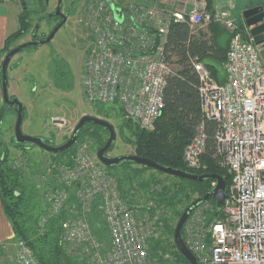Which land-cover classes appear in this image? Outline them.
Returning a JSON list of instances; mask_svg holds the SVG:
<instances>
[{
    "label": "built area",
    "instance_id": "1",
    "mask_svg": "<svg viewBox=\"0 0 264 264\" xmlns=\"http://www.w3.org/2000/svg\"><path fill=\"white\" fill-rule=\"evenodd\" d=\"M185 3L183 10L176 12L143 4L128 8L114 4L121 11V21L108 0L88 4L78 13L90 44L84 66V96L92 106L119 107L141 130L154 132L172 73L165 58L171 23H187L194 32L211 23L227 30L232 39L224 65L225 82L219 84L199 60L193 66L200 79V107L206 119L217 123L216 153L231 183L221 214L213 216L208 202L200 205L184 226L183 240L198 264H264L262 45L253 42L248 29L247 35L238 29L229 11L210 13L207 0ZM205 153L201 124L185 149L186 168L200 172ZM59 173L56 183L62 186L45 194L49 206L41 222L58 215L67 205L72 217L63 223V241L69 255L81 264H161L160 258L151 257V242L159 236L155 223L130 199L122 198L113 174L88 144L78 148L73 167L60 168ZM64 186L78 200L79 211L77 205L70 207L71 194ZM97 200L109 232L108 249L94 236L89 223ZM171 252L174 249L161 256L167 264L177 260ZM10 260L14 264H38L22 242Z\"/></svg>",
    "mask_w": 264,
    "mask_h": 264
},
{
    "label": "trees",
    "instance_id": "2",
    "mask_svg": "<svg viewBox=\"0 0 264 264\" xmlns=\"http://www.w3.org/2000/svg\"><path fill=\"white\" fill-rule=\"evenodd\" d=\"M207 3L208 11L214 13L215 1L207 0ZM33 13L31 10H23L19 18V29L7 38L5 47L0 52V80L2 79V58L12 51L10 47L14 42L22 39L31 30ZM236 25L240 31L246 28L243 22ZM231 39V34L218 23H211L206 31L199 29L196 32L187 23H171L166 35L165 58L172 67V73L167 79L164 109L157 121L156 130L143 131L128 118L120 132L123 142L135 149V155L188 173L219 175L226 181L227 190L231 180L226 169L221 167L216 153L217 123L206 119L200 107V79L193 62L199 60L212 77L219 84H223L226 80L224 65ZM28 49L32 50L34 47H28L22 52ZM54 69L55 88L65 93L72 92L75 89V77L69 65L58 60L55 62ZM96 107L99 111H103L102 106ZM6 109L10 111L9 106L3 103L0 108V135ZM11 111L15 112V109ZM25 120L26 108H24V122ZM201 124L204 125L206 136V153L202 160L204 168L200 172H193L186 168L183 155L194 138L197 127ZM125 129L128 131V136L124 133ZM78 135L77 143L69 150L60 154L49 153L52 157L49 166L52 171V176L48 177L49 186L54 190L62 186L56 183V177L60 174L59 169L73 167V160L80 144L91 140L98 152L104 147L109 137L106 129L93 123L86 124ZM66 140L69 139L66 138ZM12 141L19 150L23 151L25 165L21 163L22 166L21 164L14 166L11 163L8 145L0 136V195L4 211L13 227L15 241L24 243L38 264H81L75 256L68 254L64 246L63 223L67 218L72 217L66 209L67 205L59 211L58 215L44 223L41 222V219L46 216L49 204L44 201V197H41L33 180L36 177H45L47 170H41L40 165L32 162L27 155L29 149L25 148L28 144H17L15 137ZM45 142L55 146L53 140H45ZM113 150L114 146L110 152ZM107 170L113 174L122 198L127 201L130 199L131 203L141 210L143 216H147L151 222L155 223L154 228L159 236L151 242V257L160 258L161 264H167L161 256L174 249L171 253L177 260L172 263L189 264L176 248L174 242L176 225L173 223L174 220L178 221L181 218L194 201L210 193L215 181L198 182L177 178L132 163H123ZM120 170L122 173L118 175L117 172ZM148 172L167 176L172 179V182L165 183L161 179L151 178L152 175L149 176L151 179H147L145 176ZM63 188L71 194L69 188L65 186ZM131 192L132 195H130ZM141 192L144 194L143 202L135 203L136 194ZM208 203L212 206V215L219 216L221 213L216 208V202L210 200ZM69 205L70 207L78 206V200L72 194ZM77 210H80L79 206ZM169 213L172 217L167 216ZM89 223L94 236L108 249L110 237L99 200L96 201L89 215ZM182 236L184 238V232ZM3 251L1 250L0 255Z\"/></svg>",
    "mask_w": 264,
    "mask_h": 264
},
{
    "label": "rangeland",
    "instance_id": "3",
    "mask_svg": "<svg viewBox=\"0 0 264 264\" xmlns=\"http://www.w3.org/2000/svg\"><path fill=\"white\" fill-rule=\"evenodd\" d=\"M100 1L103 0H82L79 5L80 8L78 7V13L80 14L88 4L90 5ZM112 1L117 6L128 8L131 5L144 4L147 0ZM162 1L163 0H154L152 5L165 8L166 6L161 4ZM172 1L171 4H167L171 12H176V6L179 7L180 10H183L185 7V0ZM214 1L216 9L229 11L237 24L243 22L244 25L245 21L243 19V13L245 11L255 7L264 6V0ZM54 2L55 0H51L52 4ZM52 4L41 12L33 11L34 13L31 16V30L22 39L11 45L10 48L12 50L25 43L32 42L34 34H37L38 37L46 38L53 32V30L59 25L60 20L56 17L49 16L57 7V2L53 5ZM63 6L67 13V9L70 8L69 1L64 0ZM76 12L77 11H73V9L70 10V16L67 23L58 31L52 42L42 45L39 48L25 50L15 56V58H21L23 63L15 74L10 72L9 77L11 78L15 76L17 78L16 88L18 96L16 98L26 107V120L23 124V132L25 135L31 137H38L43 140H53L55 146H60L67 142L66 138L70 139L82 117L89 115L105 120L115 127L117 140L114 145V150L109 153L110 157L135 155V149L133 146L127 145L122 140L120 133L121 128L125 125V121L128 118L123 115L119 107L105 106L103 107V111H99L98 107L92 106L86 101L83 89V77L84 66L90 51V44L84 34V29L79 24L78 13L76 15ZM47 16L49 17L44 18ZM208 27L209 25H205L199 29L206 31ZM242 30L243 33H247V28ZM20 41H24V43H21ZM260 49L264 60V44L260 46ZM4 57L5 55L3 56L1 63L3 62ZM58 60L66 62L74 74L75 89L70 93L62 92L54 86V66L55 62ZM15 64L16 62H14L13 65L11 64L10 69L15 66ZM16 121V109L15 112H11V114H9V111L6 109L5 119L2 124L3 132L0 136L2 137V141L8 145L11 163L14 166H19L21 163L25 165L24 161L26 159L24 158L23 151L19 150L12 141L15 137ZM124 133L128 136V131L126 129L124 130ZM83 144H90V148L94 150L96 154L98 153L95 144L91 142V140L83 142L79 147ZM25 148L29 149L27 150V155H29L32 162L35 163V165H40L39 167L41 170H47V175H45V177H36V179L33 180L34 184L37 186V190L40 191L41 197H44L45 194L52 189L49 186L50 179L48 178L52 176V171L49 169L52 157L47 151H44L39 147L28 144ZM23 164H21V166ZM121 171L122 170L117 172L118 175L122 173ZM149 176H151V178L155 177L161 179L165 183L172 182V179L167 178V176H161L153 172H148L145 177L151 179ZM130 195H132V192ZM136 196L137 199H135V203L136 201L138 204L143 202L144 194L142 192L136 194ZM167 216L172 217L170 213L167 214ZM178 221L174 220L173 224L177 226ZM168 239L173 241V239L169 237ZM15 253L16 248L12 246L10 248L8 247L3 251V254L0 255V264H14L10 259Z\"/></svg>",
    "mask_w": 264,
    "mask_h": 264
},
{
    "label": "water",
    "instance_id": "4",
    "mask_svg": "<svg viewBox=\"0 0 264 264\" xmlns=\"http://www.w3.org/2000/svg\"><path fill=\"white\" fill-rule=\"evenodd\" d=\"M33 1V0H30ZM58 7L54 15L62 19V22L53 30V32L45 39L44 41L40 42H30L25 43L21 45L20 47H17L10 51L4 58L1 66V86H2V93H3V101L4 103L9 106V109H16L17 111V121L15 125V141L17 144L24 145H35L39 147L40 149L47 151L48 153L52 154H60L67 150H69L71 147H73L79 138V133L82 130V128L89 123H93L94 125H97L99 127H102L106 129L109 133V137L107 142L105 143L104 147L101 148L98 153V159L99 161L107 168L111 167H117L123 163H132L134 165L144 166L150 169H153L155 171L161 172L166 175H170L177 178L187 179L191 181H198L203 182L206 180H212L215 181L216 185L213 188V190L208 193L207 195L198 198L196 201H194L182 214L181 218L178 221V224L176 226L175 232H174V242L176 244V247L180 254L184 257V259L189 264H198L195 256L190 251V249L187 247L183 240V229L184 226L189 219V217L192 215V213L202 204L209 202L210 200H213L216 202V208L218 211H220L223 207L224 201L227 196V183L226 181L219 175H198L193 173H188L186 171L174 169L162 164H159L157 162H154L152 160L139 157L137 155H125L120 157H110L109 153L113 146L116 143L117 140V133L115 130V127L110 124L109 122L102 120L97 117L86 115L82 117L76 128L74 129L70 139L65 142L64 144L60 146H51L48 143L45 142V140L38 138V137H31L28 135H25L23 132V124H24V105L17 99H11L8 91V84H9V66L12 61V59L22 52V50L28 48V47H41L42 45L48 44L52 42L58 33V31L67 23L68 17L62 13L61 7L63 0H58ZM22 5L26 7L27 3L25 0H21ZM114 14L117 20L121 21L122 15L121 11L116 8L112 0H108ZM35 4L34 2L32 5ZM38 4V2H37ZM51 16V17H52ZM243 19L245 21L246 28L249 30V33L253 39V42L260 46L264 44V8L262 6L255 7L252 9H249L243 13ZM123 115L127 117V113L124 110H121Z\"/></svg>",
    "mask_w": 264,
    "mask_h": 264
},
{
    "label": "crops",
    "instance_id": "5",
    "mask_svg": "<svg viewBox=\"0 0 264 264\" xmlns=\"http://www.w3.org/2000/svg\"><path fill=\"white\" fill-rule=\"evenodd\" d=\"M68 1L70 3V6H69L70 8L67 10L70 13V10L73 9V11L74 10L77 11L76 12V15H77L79 8H80L79 5L82 2V0H68ZM56 2H57V0H55L54 3H56ZM153 2H154V0H147L144 4L143 3L142 4L143 5H149V6H156V5H152ZM162 2H164V3H162ZM162 2H161V4L166 6L163 9L166 11H170V8L168 7L167 4H171L173 1L172 0H163ZM147 3H149V4H147ZM51 4H52L51 0H49L48 7H50ZM62 4H63V2H62ZM179 9L180 8L176 6V11H178ZM22 12H23V9H22V6L20 4V0H9V1L0 0V52H2V50L4 49L7 38L19 29V27H20L19 18H20V15ZM20 42L24 43V41H20ZM14 62H16L15 66H13L10 69L11 64L13 65ZM22 63L23 62H22L21 58L19 59V57H16V58L14 57L10 63L8 75L10 74V72L15 74L19 70ZM16 83H17V78L15 76L11 77V78L9 77L8 91H9L11 97H15V98L18 96ZM3 103H4L3 93H2V86H1V80H0V108L2 107ZM9 114H11L10 111H9ZM2 132H3V127L1 128V133ZM18 243L19 242L15 241V235H14L13 227H12V224H11L10 220L8 219V217L4 211V207H3L2 199H1V195H0V248H1L0 253H1V250H6L8 247L10 248L11 246L16 248Z\"/></svg>",
    "mask_w": 264,
    "mask_h": 264
},
{
    "label": "flooded vegetation",
    "instance_id": "6",
    "mask_svg": "<svg viewBox=\"0 0 264 264\" xmlns=\"http://www.w3.org/2000/svg\"><path fill=\"white\" fill-rule=\"evenodd\" d=\"M25 2L27 3V5H26V7L27 8H25L23 5H22V2H21V0H20V4H21V6H22V9L23 10H32V11H34V12H37V11H43L46 7H48V5H49V0H33V1H30V0H25ZM35 3V4H33L32 5V3ZM37 2H38V4H37ZM58 3H59V1L57 0V7H58ZM57 7H56V9H55V11L52 13V14H50L49 16H52V15H54V13L56 12V10H57ZM61 11H62V13L63 14H65L67 17H68V19H69V11L67 10V13H66V11L64 10V6H63V4H62V7H61ZM49 16H47V17H49ZM56 17V16H55ZM57 19H59L60 20V23L62 22V19L61 18H59V17H56ZM59 23V24H60ZM48 37V36H47ZM47 37L46 38H43V37H38L37 36V34H34L33 35V38H32V42L33 41H36V42H40V41H44L45 39H47ZM28 43H30V42H28ZM34 48H39V47H34ZM10 112H12L11 111V109H10Z\"/></svg>",
    "mask_w": 264,
    "mask_h": 264
}]
</instances>
